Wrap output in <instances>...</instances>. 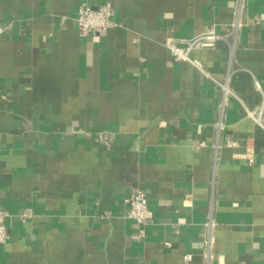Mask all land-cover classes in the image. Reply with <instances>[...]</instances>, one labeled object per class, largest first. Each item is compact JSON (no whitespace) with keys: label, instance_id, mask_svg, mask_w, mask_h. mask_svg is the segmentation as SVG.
<instances>
[{"label":"crops","instance_id":"obj_1","mask_svg":"<svg viewBox=\"0 0 264 264\" xmlns=\"http://www.w3.org/2000/svg\"><path fill=\"white\" fill-rule=\"evenodd\" d=\"M107 1L115 27L81 34ZM0 20V264H264V0H0Z\"/></svg>","mask_w":264,"mask_h":264},{"label":"built area","instance_id":"obj_2","mask_svg":"<svg viewBox=\"0 0 264 264\" xmlns=\"http://www.w3.org/2000/svg\"><path fill=\"white\" fill-rule=\"evenodd\" d=\"M78 30L83 35L102 34L115 27L114 7L112 2L107 1L103 5L93 7L83 3L79 7L76 18ZM6 28L0 20V38L4 35ZM224 39V36L215 32H205L187 40L183 45L175 41L168 43V48L176 61H190L191 52L197 48H210ZM256 123L264 129V113L259 111L253 116ZM232 146H237V142H231ZM148 195L144 190L138 189L131 192L126 199L129 205L127 217L134 221L139 227L141 237L145 236V226L149 222L150 210L148 206ZM10 217L8 210L0 209V245L6 244L10 240V232L7 227V219ZM170 247V244H167Z\"/></svg>","mask_w":264,"mask_h":264}]
</instances>
